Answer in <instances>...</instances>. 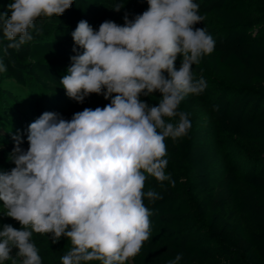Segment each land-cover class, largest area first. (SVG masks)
Wrapping results in <instances>:
<instances>
[{
    "label": "clouds",
    "instance_id": "9594fccd",
    "mask_svg": "<svg viewBox=\"0 0 264 264\" xmlns=\"http://www.w3.org/2000/svg\"><path fill=\"white\" fill-rule=\"evenodd\" d=\"M73 3L12 0L0 13V31L8 41L4 54L33 39L38 18L60 17ZM147 4L131 19L126 12L123 25L106 20L94 30L81 20L71 33L83 51L73 48L77 54L70 57L62 88L78 104L91 94L110 103L85 108L70 120L42 113L27 128L26 151L22 134L13 135L8 160L15 167L0 172V201L2 216L21 228L0 229V264H42L33 234L70 242L62 264H128L149 239L152 213L144 199L163 197L151 188L145 192V183L151 176L161 186L164 181L175 186L165 174V140L188 135L189 113L180 105L205 91V79L195 78L192 66L214 51L215 41L205 28L195 27L204 17L194 0ZM123 7L117 3L111 9ZM7 70L0 60V72ZM156 93L155 105L141 99ZM182 258L179 253L167 264H181Z\"/></svg>",
    "mask_w": 264,
    "mask_h": 264
},
{
    "label": "trees",
    "instance_id": "16d2710c",
    "mask_svg": "<svg viewBox=\"0 0 264 264\" xmlns=\"http://www.w3.org/2000/svg\"><path fill=\"white\" fill-rule=\"evenodd\" d=\"M11 2L0 0V13ZM194 2L204 17L195 27L205 28L215 41L214 51L192 66L207 87L181 102L192 125L188 135L165 140V174L175 186L147 178L144 191L154 189L163 198L144 199L152 213L150 237L128 264H167L179 253L181 264H264V0ZM117 3L124 4L120 12L111 9ZM147 8V0H74L62 16L38 18L33 39L19 51L8 49L7 56L8 41L0 31V60L8 68L0 72V171L8 165L13 135L22 134L26 151L27 128L42 113L70 120L85 108L110 103L91 94L84 103L67 106L60 80L70 57L83 51L71 35L78 22L85 20L94 30L106 20L123 25L126 12L131 19ZM159 95L141 99L155 105ZM33 242L42 264H62L60 257L70 248L66 238L54 243L50 234H33Z\"/></svg>",
    "mask_w": 264,
    "mask_h": 264
},
{
    "label": "rangeland",
    "instance_id": "374dc122",
    "mask_svg": "<svg viewBox=\"0 0 264 264\" xmlns=\"http://www.w3.org/2000/svg\"><path fill=\"white\" fill-rule=\"evenodd\" d=\"M72 102H73V100L68 97L67 102H66L67 106H70L72 104ZM13 167H15V165L11 161L8 160L7 167L3 171H0V172L10 171ZM3 211L4 210L2 208V201H0V229H2V226L4 224H11L14 228L19 230V226L17 224H15V222L12 218L2 216Z\"/></svg>",
    "mask_w": 264,
    "mask_h": 264
}]
</instances>
